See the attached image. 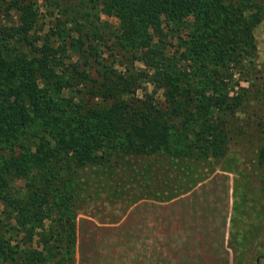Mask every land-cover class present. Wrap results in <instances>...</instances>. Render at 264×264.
I'll return each mask as SVG.
<instances>
[{"label": "trees", "instance_id": "obj_1", "mask_svg": "<svg viewBox=\"0 0 264 264\" xmlns=\"http://www.w3.org/2000/svg\"><path fill=\"white\" fill-rule=\"evenodd\" d=\"M43 1L61 19L36 37L35 1L0 4L17 17L0 26V264H75L87 173L111 178L127 157H163L180 169L225 155L264 19V0ZM98 6L119 21L114 47L149 71L90 61L105 46ZM143 83L162 92V105L137 96Z\"/></svg>", "mask_w": 264, "mask_h": 264}, {"label": "rangeland", "instance_id": "obj_2", "mask_svg": "<svg viewBox=\"0 0 264 264\" xmlns=\"http://www.w3.org/2000/svg\"><path fill=\"white\" fill-rule=\"evenodd\" d=\"M25 1H35L40 9L32 37L57 31L56 11L43 0ZM96 12L105 46L90 61L149 71L114 47L115 13L102 6ZM7 14L0 7V26L16 25L15 13ZM253 37L255 74L240 82L248 94L225 155L185 161L180 169L163 157H127L111 178L87 173V188L76 198L75 264H264V169L258 164L264 144V19ZM145 91L162 105L161 91L143 83L136 94L143 97Z\"/></svg>", "mask_w": 264, "mask_h": 264}, {"label": "flooded vegetation", "instance_id": "obj_3", "mask_svg": "<svg viewBox=\"0 0 264 264\" xmlns=\"http://www.w3.org/2000/svg\"><path fill=\"white\" fill-rule=\"evenodd\" d=\"M258 262H259V261H258V260H256V264H258Z\"/></svg>", "mask_w": 264, "mask_h": 264}]
</instances>
